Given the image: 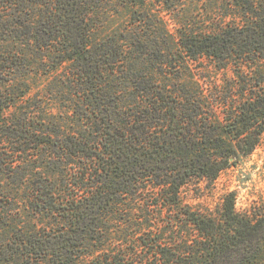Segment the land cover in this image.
Here are the masks:
<instances>
[{"label": "trees", "instance_id": "16d2710c", "mask_svg": "<svg viewBox=\"0 0 264 264\" xmlns=\"http://www.w3.org/2000/svg\"><path fill=\"white\" fill-rule=\"evenodd\" d=\"M98 1L42 0L30 17H22V9L14 13L20 18L14 23L25 26L38 47L73 65L75 126L60 134L56 125L8 114L10 105L0 103V139L12 143L9 156L26 155L10 159L0 151L1 172L9 177L31 163L26 143L35 140L34 149L57 175L26 199L45 222L15 226L0 249L3 264H147L135 245L163 220V209L172 214V227L185 223L198 234L183 238L181 250L156 238L155 264L264 259V210L237 212L231 192L214 215L186 207L180 194L194 179H216L262 141L264 0H221L210 29L185 25L171 33L163 27V42H176L177 49L162 47L155 27L149 29L154 37L144 31L151 23L146 13L137 17L138 10L126 34L95 39L91 12ZM120 1L136 8L146 3ZM16 65L0 52V78ZM8 89L0 97L14 94Z\"/></svg>", "mask_w": 264, "mask_h": 264}, {"label": "rangeland", "instance_id": "374dc122", "mask_svg": "<svg viewBox=\"0 0 264 264\" xmlns=\"http://www.w3.org/2000/svg\"><path fill=\"white\" fill-rule=\"evenodd\" d=\"M40 1L42 0H26L25 2L13 0L15 4H11L9 0L7 3H0V9H5L0 12V19L8 23L7 27L0 29V52L3 57L9 54L13 58V63L19 64V66L16 65L17 70L0 78V93L8 92L10 90L8 87H11V93L14 92L7 97H0V103L10 105L5 110L8 114L16 113L17 116H21L23 113H28L34 115L37 121L43 119L49 125H56L60 128L59 131L61 130L60 134L68 133L74 129H71V125H74V102L71 100V95L74 97L73 65L67 61L63 63L57 61L56 54L52 56L50 52H46L45 48L38 47L34 36L25 33V26L14 23L20 19L15 17V11L22 9V17H30L34 10L39 12ZM220 1L145 0L143 8H136L120 0H100L91 12V22L95 24L94 36L95 39H102L105 36L121 37L122 33L126 34L134 25L135 22L132 23L134 10H138L137 17L146 13L149 18L147 20L151 23V26L143 27L144 31L152 35L153 32L149 29L155 27L158 30L156 38H160L162 47L170 46L177 49L176 42L170 45L163 42L165 40L163 27L166 26L171 33L177 28H184L185 25L196 30L210 29L222 13ZM153 45L156 47V44ZM9 63L11 64L7 65H13L12 62ZM215 74L223 78L221 72ZM25 91H27L26 94ZM54 137L52 139L58 142L57 136ZM26 145L31 148L30 156H28L32 159L31 163L19 164L15 174L9 177L0 170L1 251L2 247L9 244L11 231L15 226L24 229L35 228L45 222L38 212L32 210L26 199L34 196L37 185L42 186L47 181L53 182L57 179L52 168L44 164V158L34 149L37 142L29 141ZM12 147V143L0 139V151L5 157L10 159L17 157L19 160L26 157L24 153L9 156ZM64 161L69 162V158L66 156ZM231 192L235 193L237 212L253 215L255 212L264 210V134L260 145L251 155L242 159L237 165L222 171L216 179H194L181 189L180 194L182 203L186 207L219 215L223 211L226 197ZM171 216L170 212L163 209V220L155 224L153 230L147 235L140 236L139 244L135 245L140 255L148 256L147 264H155L157 260L153 252L156 249L153 246L156 238L162 239V247L181 250L185 246L183 238L195 237L198 234L192 225L185 223H180L178 226L175 224L172 227ZM142 256H139V259ZM1 257L0 264H3L4 260ZM254 264H264V259Z\"/></svg>", "mask_w": 264, "mask_h": 264}]
</instances>
